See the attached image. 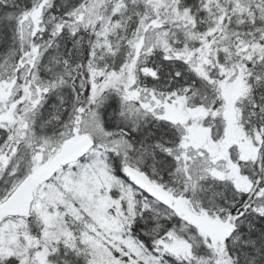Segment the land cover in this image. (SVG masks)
<instances>
[{
	"label": "snow or ice",
	"instance_id": "1",
	"mask_svg": "<svg viewBox=\"0 0 264 264\" xmlns=\"http://www.w3.org/2000/svg\"><path fill=\"white\" fill-rule=\"evenodd\" d=\"M0 264H264V0H0Z\"/></svg>",
	"mask_w": 264,
	"mask_h": 264
}]
</instances>
